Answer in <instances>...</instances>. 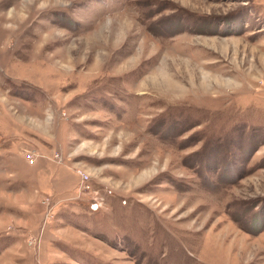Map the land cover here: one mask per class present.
Listing matches in <instances>:
<instances>
[{"label":"rangeland","instance_id":"rangeland-1","mask_svg":"<svg viewBox=\"0 0 264 264\" xmlns=\"http://www.w3.org/2000/svg\"><path fill=\"white\" fill-rule=\"evenodd\" d=\"M0 264H264V0H0Z\"/></svg>","mask_w":264,"mask_h":264},{"label":"built area","instance_id":"built-area-1","mask_svg":"<svg viewBox=\"0 0 264 264\" xmlns=\"http://www.w3.org/2000/svg\"><path fill=\"white\" fill-rule=\"evenodd\" d=\"M28 156L32 159V154L30 155V154H28ZM80 173V176L82 177V181L85 179V178H87V174H85L84 172H79ZM39 241V238L37 239V238H34V239H32V242H38Z\"/></svg>","mask_w":264,"mask_h":264}]
</instances>
